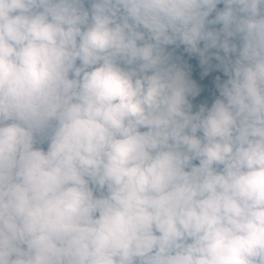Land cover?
I'll list each match as a JSON object with an SVG mask.
<instances>
[{
    "label": "clouds",
    "instance_id": "1",
    "mask_svg": "<svg viewBox=\"0 0 264 264\" xmlns=\"http://www.w3.org/2000/svg\"><path fill=\"white\" fill-rule=\"evenodd\" d=\"M0 264H264V0H0Z\"/></svg>",
    "mask_w": 264,
    "mask_h": 264
}]
</instances>
